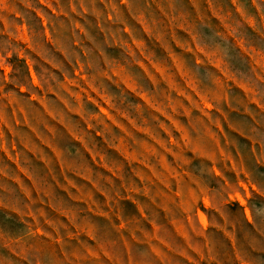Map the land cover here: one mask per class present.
Listing matches in <instances>:
<instances>
[{
  "label": "rangeland",
  "instance_id": "1",
  "mask_svg": "<svg viewBox=\"0 0 264 264\" xmlns=\"http://www.w3.org/2000/svg\"><path fill=\"white\" fill-rule=\"evenodd\" d=\"M246 205L264 233V0H0V264L176 247L196 209L254 258Z\"/></svg>",
  "mask_w": 264,
  "mask_h": 264
},
{
  "label": "crops",
  "instance_id": "2",
  "mask_svg": "<svg viewBox=\"0 0 264 264\" xmlns=\"http://www.w3.org/2000/svg\"><path fill=\"white\" fill-rule=\"evenodd\" d=\"M23 60L26 68V82L33 84L31 63L27 58ZM18 61L20 59H17ZM22 61V60H21ZM6 76L9 74L4 72ZM196 209L194 215L187 217L188 225L171 226L176 236L180 238L178 246L172 245L169 241L163 240L158 233V225L151 227V240L143 239L147 234H141L138 241H128L124 244L127 248V257L123 259L109 258L112 264H228L229 257L225 260L218 259L213 253V232L220 233L226 240L227 247L230 250L228 254L236 264H264V233L257 227L254 213L250 208L241 206V213L244 222L252 230L254 239L246 245L248 250L254 254V258L245 257L236 232L225 231L223 228H217L211 222L207 210L204 211L205 221L199 215ZM150 235V236H151ZM139 247L140 256H135L132 248ZM94 261H104L102 258H92ZM263 261V262H261Z\"/></svg>",
  "mask_w": 264,
  "mask_h": 264
}]
</instances>
